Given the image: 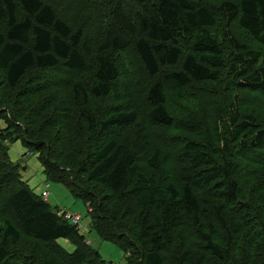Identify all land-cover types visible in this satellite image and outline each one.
Returning <instances> with one entry per match:
<instances>
[{
  "label": "trees",
  "instance_id": "obj_1",
  "mask_svg": "<svg viewBox=\"0 0 264 264\" xmlns=\"http://www.w3.org/2000/svg\"><path fill=\"white\" fill-rule=\"evenodd\" d=\"M217 1L0 0V264H114L20 180L3 148L18 139L40 156L46 181L82 200L91 228L127 264H264V239L252 233L264 234L260 205L245 196L262 185L253 174L264 167V0ZM217 19L230 54L213 32ZM233 25L259 49L240 43ZM139 69L152 81L141 120L125 101ZM225 69L230 79L211 96L204 86ZM31 70L62 81L34 75L18 89ZM81 72L90 84L72 80ZM166 86L184 113L169 109ZM110 97L98 115L95 102ZM156 127L186 136L160 139ZM208 210L217 225L204 223ZM27 238L53 259L20 248Z\"/></svg>",
  "mask_w": 264,
  "mask_h": 264
},
{
  "label": "rangeland",
  "instance_id": "obj_2",
  "mask_svg": "<svg viewBox=\"0 0 264 264\" xmlns=\"http://www.w3.org/2000/svg\"><path fill=\"white\" fill-rule=\"evenodd\" d=\"M202 1L210 7L212 6L217 7V5L220 4L219 1L217 0H202ZM89 9L90 7L87 8V10ZM99 10L101 9H98V11ZM118 23L120 25L125 24L121 18L118 20ZM90 30H93L94 32H96L97 25L96 26L94 25V27H91ZM213 32L219 38V40L221 41V44L226 46L227 53L230 54L229 45H227V43H224V41L226 42V40L224 39L225 38L224 37V26H223V23L219 21V19H217V22L213 28ZM230 32L234 37L237 38V40L240 43H244L248 45L249 47H254L256 49H259L258 44L254 42V40L251 37H249L244 31H242L235 25H233L230 28ZM110 35L111 34L109 32L102 31V35H101L102 40L104 38H109ZM50 75L54 76L52 72L50 73ZM50 75H48V72L40 74V73H36L35 71L31 70L28 72L26 78L18 85L17 88L19 89L20 87H23V85L25 84V81L28 80L31 76L39 77V78L46 76L47 79H49ZM1 77H2V73L0 71V78ZM54 77L58 82L62 81V80H59L58 76H54ZM71 78L72 80H76V79L81 80L87 84H90L92 82V77L90 75H87L86 72L73 74ZM129 79L132 80L134 86L139 85V88H137V90H135L132 93V98L130 101L128 100H125V101L128 105L132 107L131 110L134 112L136 118H138L139 120L146 119L143 114H145L147 110L150 109V106L149 107L147 106L145 99L143 97H144V91L146 92L148 85L152 83V81L150 80L151 78L146 76L143 70L139 69L137 72H135L134 76ZM229 79H230V72L228 71V69H225L222 72L220 81L216 82L215 84L207 85L204 87L208 91L211 92V96L216 95V94L220 95L221 91H223V89L225 88V84L227 80ZM166 88H167V94H168L169 109H172L173 107L177 106V108L181 110L182 113H184L183 105L179 101L176 100L178 97L173 93V88L171 86H166ZM194 97L197 99V101H199L200 99L209 98L208 94L194 95ZM97 100L98 101L95 102L94 109L98 115L106 112L109 106L115 102V100H112L111 97L101 98ZM259 100L261 101L262 106L264 107V95L259 97ZM213 103L219 106L221 104V99L217 98L216 100L213 101ZM218 108L220 109V107ZM213 112H214V109H213ZM197 118L198 116L196 117V119ZM182 124H186V123L183 121ZM188 125L189 124L187 123L186 126ZM197 127H198L197 124H195L194 122H191V129H195ZM156 129L159 130L162 134H164V136L159 137L160 139H166L169 136L172 138L173 135L186 136L185 134L180 133V132H168L165 128L162 129L160 127H156ZM196 135H200V132L197 133ZM160 139L156 138L155 140L159 141ZM178 142H180V140ZM3 145L5 146L3 148L7 150L8 160L11 162L13 166H16L18 169L20 180L23 181L25 184H27V186L32 190V192L36 196L41 195L42 191H44V185L47 184L48 185L47 190L49 192L48 205L51 208L53 209L57 208L58 213L62 211V212L70 213L72 215H79L81 217V220L79 223L80 231H81V234L84 235L85 239L91 242L90 248L96 249L97 251H99V253L105 260L111 261L114 264H127L126 259L124 258L123 251L111 241L102 240L100 237H98L96 232L91 228V225H90L91 218L87 214V207L82 202V200L73 197L63 184L52 182V181H49V182L46 181L43 175V172H42L43 171L42 161L38 154L32 152V150H28L25 147V144L22 139H18L17 141H9ZM26 152H28V154L30 153L31 155L29 156L28 154H26ZM187 173H188L187 170H182L181 176L186 175ZM253 177L255 178L256 183L262 184L260 186L261 188L260 187L252 188L254 186L252 184H249L250 187L245 191V196L247 197V199L251 198L260 205L259 206V208L261 209L260 219L264 220V167L258 165L256 167V170L254 171ZM0 208H1V205H0ZM208 213L209 214L207 218L204 220V223L206 224L207 222H209V223H213L217 225V223L215 222L214 216L212 215V211L208 210ZM3 219L4 217L2 216V212L0 210V227H1V221ZM251 223L257 224V222H251ZM252 225L251 227L255 228V226H252ZM252 233H258L259 234L258 237H263L262 239H264L263 232H260L259 230H253ZM57 243L65 251L69 253L75 249L74 243L69 239H59ZM28 245L32 248L36 246L37 251L41 253L43 258H47L48 256L49 258L53 259L52 256L50 255V252L42 244L35 245L28 238L26 241L23 242V245L20 248H24L26 251H28ZM198 245L200 246L201 244H198ZM256 248L261 249L262 254H264V240H259V244L256 246ZM21 252L25 254L24 250ZM54 263L63 264L62 261L58 257H55Z\"/></svg>",
  "mask_w": 264,
  "mask_h": 264
},
{
  "label": "built area",
  "instance_id": "obj_3",
  "mask_svg": "<svg viewBox=\"0 0 264 264\" xmlns=\"http://www.w3.org/2000/svg\"><path fill=\"white\" fill-rule=\"evenodd\" d=\"M26 154H28V152ZM28 155L30 156L31 154L29 153ZM47 188H48V185L45 184L44 185V191H42V193L40 195L41 199L45 202H48V198H49V192H48ZM58 215L63 217L65 220L70 221V223L73 226H75L78 229V231L81 233L80 227H79L80 217L78 215H71L70 213H66V212H62V211L59 212ZM85 241H86L87 246L91 245V242L89 240L85 239Z\"/></svg>",
  "mask_w": 264,
  "mask_h": 264
},
{
  "label": "bare ground",
  "instance_id": "obj_4",
  "mask_svg": "<svg viewBox=\"0 0 264 264\" xmlns=\"http://www.w3.org/2000/svg\"><path fill=\"white\" fill-rule=\"evenodd\" d=\"M66 42V41H65ZM72 215V214H71ZM79 216V215H78ZM80 217V216H79ZM80 220H81V217H80ZM68 221V220H67ZM70 223V221H68ZM80 223V222H79ZM71 224V223H70ZM72 225V224H71ZM75 227V226H74Z\"/></svg>",
  "mask_w": 264,
  "mask_h": 264
}]
</instances>
